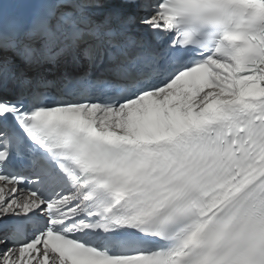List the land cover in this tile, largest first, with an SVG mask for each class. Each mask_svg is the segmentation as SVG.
<instances>
[{
	"label": "snow or ice",
	"instance_id": "snow-or-ice-1",
	"mask_svg": "<svg viewBox=\"0 0 264 264\" xmlns=\"http://www.w3.org/2000/svg\"><path fill=\"white\" fill-rule=\"evenodd\" d=\"M0 264H264V0H0Z\"/></svg>",
	"mask_w": 264,
	"mask_h": 264
}]
</instances>
